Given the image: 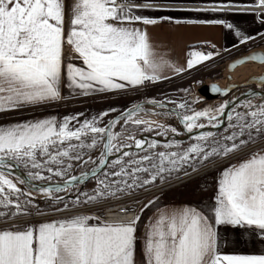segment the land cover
Here are the masks:
<instances>
[{
	"label": "snow or ice",
	"instance_id": "1",
	"mask_svg": "<svg viewBox=\"0 0 264 264\" xmlns=\"http://www.w3.org/2000/svg\"><path fill=\"white\" fill-rule=\"evenodd\" d=\"M141 10H236L264 17V0H253L241 8L227 0L203 7H175L159 0H0V114L58 102L64 98L62 84L81 96L138 91L168 79L166 70L180 75L219 55L191 51L186 67L165 59L155 50L147 28L140 25L155 26L173 17H150L139 14ZM186 22L234 28L223 19ZM235 35L240 44L254 39L240 31ZM65 48L70 51L66 53ZM248 60L264 64V53L250 54L231 66ZM255 79L259 91L249 95L258 102L243 101L242 112L233 107L226 113L232 101L197 110L193 105L198 97L179 102L152 98L121 110L110 107L83 121L80 113L0 125V219L10 222L0 228V264H264V251L224 254L221 235L222 229L232 232L236 243H242L241 237L252 230L253 241L258 236L264 242V150L252 152L221 173L211 216L190 206L159 209L142 235L137 228L140 214L109 221L77 212L51 221L16 223L21 218L47 215L34 203L33 192L21 185L37 189L55 205L62 204L56 212L67 211L69 203L55 193L67 192L90 178L96 179L94 194L76 195L70 200L73 209L144 188L158 179L164 182L193 161L227 157L264 138V74ZM230 90L211 86L216 93ZM181 91L187 94L190 88ZM145 104L165 110L155 115L175 116L190 135L188 147L182 148L181 141L170 138L181 134L176 127L142 118L141 113L152 111ZM111 113L116 115L105 122ZM225 115L226 131H230L222 137L223 143L212 131L191 135L209 126L220 128ZM117 126L167 139L162 143L129 133L122 140L123 132L115 131ZM98 148L99 157L94 160L90 153ZM88 164L95 166L78 176L70 174L74 166ZM20 168L26 178L13 175ZM53 177L59 180L46 186L34 183ZM152 203L144 205L140 213Z\"/></svg>",
	"mask_w": 264,
	"mask_h": 264
},
{
	"label": "crops",
	"instance_id": "2",
	"mask_svg": "<svg viewBox=\"0 0 264 264\" xmlns=\"http://www.w3.org/2000/svg\"><path fill=\"white\" fill-rule=\"evenodd\" d=\"M159 2L174 5L175 7H203L211 6L212 3H221L224 2V0H159ZM227 2L231 3L235 8H241L246 5H251L253 0H227ZM139 14L150 17H173L172 20L162 21L160 24L155 26L140 25V27L147 28L151 37V42L155 46V50L158 53L163 55L165 59H168L181 67H186L188 53L194 51L195 46L197 45L208 44L212 47L215 45V49L213 51L221 54L231 50L235 51L241 46L252 44L264 38V35H261L264 34V23L261 22L264 20V17L252 11L234 10L231 12L221 13H196L189 11L141 10ZM213 19H223L228 23L233 24L234 28L229 30L219 25L199 23L190 24L186 22L188 20L199 21ZM176 20H180L181 22L176 23ZM236 31H240L244 35L254 37V39L249 40L246 44H240V37L235 35ZM69 51L70 49L65 48L66 53ZM202 51L208 52L210 50ZM183 74L184 73L175 75L170 70H166L165 75L169 78L161 80L156 84L160 85L170 82ZM143 89L144 88L139 89L138 91H129L124 94L93 93L89 96H81L72 92L62 84L61 94L62 97H64L62 100L51 103L47 106L25 108L22 111H10L0 114V125H6L23 120L40 119L49 116H55L57 119H62L64 116H71L80 113L83 114L82 116H79L80 121H83L84 119H91L93 116H97L99 113L110 107H115L118 110L126 108L131 99H133L136 94L141 92ZM113 114L114 113H111L110 116ZM73 123L75 124V122ZM262 139L264 138H257L255 142ZM189 142L191 143L192 140ZM249 144L251 145L253 143ZM249 144L247 146H249ZM260 150H264V145L237 155L224 163H219L209 167L208 169L192 176L188 180L180 182L154 196L145 199L135 212V215H141V220L137 225L138 234L142 235L144 233L145 226L148 224L150 218H152L159 209H177L184 206H190L203 210L205 214L211 216L212 213L210 209L215 204V196L218 191V182L221 173L229 166L247 158L252 152ZM214 160H216V157L210 158L208 161H204L203 163H200V161H193L189 170H194L198 168L200 164L206 165ZM100 176L103 178V170L100 173ZM88 181L82 183L78 187V194L82 191H92L96 189V179L90 178ZM131 191L120 193L117 196L131 193ZM92 194H94L93 191L90 195ZM149 201H154V203L149 205L147 208H144L143 212L140 213V209L144 205L148 204ZM56 219H42L31 223ZM251 231L252 230L246 231V234L241 237V240L244 242L236 243V235L222 229L221 235L224 237V241L222 242V252L224 254H260L264 251V242H262L258 236L255 241H253Z\"/></svg>",
	"mask_w": 264,
	"mask_h": 264
},
{
	"label": "rangeland",
	"instance_id": "3",
	"mask_svg": "<svg viewBox=\"0 0 264 264\" xmlns=\"http://www.w3.org/2000/svg\"><path fill=\"white\" fill-rule=\"evenodd\" d=\"M255 47H260L262 49V51L264 52V38H262L261 40H259L257 42H254L252 44H246L244 46H241L240 48L236 49L235 51L231 50L228 52H223V53L219 54L218 56H215L212 60L204 62L202 65L197 66L195 69L187 71L186 73H184L182 76H179L175 80H172L170 82L160 84V85H157V84L156 85L155 84L150 85V86L144 88L141 92L137 93L136 96L133 99H131L128 106H130V104L133 102H143L146 99H152V98H155L157 100H164L165 98H167V100H175V101L179 102V101H183V100L191 101L193 98L198 97L199 102H197L193 105V107L195 109L200 110V109H203L205 107L216 108L220 104H222L226 101L227 96L224 98L217 97L215 99L206 100L201 95H199L197 93V90H196L197 87L203 83H209L212 81L218 82L223 78V76L225 79V75L227 74V72L225 71L226 61L234 55L245 52L246 50L245 51L242 50L244 48H248L250 50V49L255 48ZM238 50H240L241 52H237ZM235 52H237V53L234 54ZM257 65H260V64H256L253 62V65L251 67H254ZM228 74L231 76V73H228ZM247 86H248L247 88H255V86L252 84L247 85ZM184 88H190V92L187 94L182 92L181 89H184ZM248 99H252L253 102H258L257 97L250 96V95H244L242 97V99H240V101H238V103L235 104L234 107L236 108V110L241 111V112L244 111L243 107H241V103L243 101L248 100ZM144 107L146 109H151L152 111L141 113L142 118L150 119V120H157V121L164 123L166 125L176 127L178 129V132L181 134L174 136V137H170V138L181 141L182 148L188 147V145L190 144L189 141H191L190 135L187 134L184 131L183 127L178 124L179 120L175 116L167 117L164 115H155L153 113L163 112L165 110L155 108L154 106H152L150 104H145ZM172 107H173V105L168 104V108H172ZM115 115H116V113L109 116L107 119H111ZM107 119H105V122L107 121ZM202 122L206 123V121H202ZM227 125H228V122L226 120L224 125L217 132H215V134H216L215 138L218 140H221L222 143L224 142L222 140V137L229 134V131H230V130L226 131ZM211 129H213V128L209 126V127L204 128V129H201V130H211ZM115 131H118V132L122 131L123 132V135L121 136L122 140L125 139V137L129 133H134L137 136V138H146V139L156 138V139L161 140L162 143L167 139L165 137H156L155 133H141L137 129H134L130 126H125L123 128V130L120 128V126H117ZM192 136H194V135H192ZM159 150H164V149L161 148ZM99 153H100V149L98 148L96 150H93L90 153V155L93 157L94 160H97L99 157ZM230 155H232V154H230ZM227 157H223V156L216 157V160H214L211 163L218 162V161H220L224 158H227ZM112 158H114V157H112ZM112 158H110V159H112ZM228 160H230V159H227L224 162H226ZM197 161H199V160H197ZM224 162H222V163H224ZM208 164H210V163H208ZM208 164H206V165H208ZM201 165H203V166H201ZM206 165L200 164V166H198V168H196L194 170H189L190 169L189 167H191V166H185L184 169H182L181 171H179L177 173H174L171 177L167 178L164 182L171 180V179H174L175 177L184 175L185 172L190 173V172H193L195 170L201 169L202 167H205ZM94 166L95 165H93V164L74 166L73 169L71 170L70 174L71 175H80L81 172L87 171L91 167H94ZM20 171L25 175L24 169L20 168ZM13 175H17V174H15V172H14ZM58 180H59V178L53 177L52 181H48V182L36 181V182L45 183V184H52V183L57 182ZM160 183H163V182H161L158 179L154 184L148 185L146 187H150V186L157 185ZM80 185L81 184H77L75 187H70L67 192H61V193H58L57 195L63 196L65 198L64 202L69 203V207H72L70 200L74 201L76 195H78V187ZM21 187L25 188L26 191L31 190L33 192L34 203L38 204L39 207L43 211L54 210L56 207H63L62 204L61 205L53 204V202L51 200H49L48 198L44 197L42 193H40L39 191H37L35 189H29L27 185H21ZM146 187H144V188H146ZM140 189H143V188H136L135 190H140ZM135 190H132V191L134 192ZM92 191L94 193V190H92ZM92 191L86 190V191L80 192L79 194L88 193L90 195L92 193ZM84 199H85V197L83 195H81V200H84ZM46 200H47V203H44ZM0 220H4V219H0Z\"/></svg>",
	"mask_w": 264,
	"mask_h": 264
},
{
	"label": "built area",
	"instance_id": "4",
	"mask_svg": "<svg viewBox=\"0 0 264 264\" xmlns=\"http://www.w3.org/2000/svg\"><path fill=\"white\" fill-rule=\"evenodd\" d=\"M196 51H202V50H210L213 51V47L208 44H201L195 46ZM264 145V139L255 142L247 147H244L243 149L239 150L236 153H233L232 155L228 156L227 158H224L218 162L210 163L206 165L205 167H202L201 169L195 170L193 172L187 173V175H182L180 177L168 180L166 182L153 185L150 187H146L140 190H136L131 193L123 194L120 196H117L115 198H109L106 200L99 201L97 203H91L87 205H80L77 208L73 209L72 207H69V210L67 211H61L56 212L54 210H47L44 211L47 213V215L43 216H31L26 218H21L20 220H17V225L23 224V223H31L34 221L42 220V219H56V218H63L66 216H70L74 213H82L87 215H98L101 216L102 219L105 220H127L129 218H132L135 215V212L139 205L147 198L154 196L180 182L186 181L192 176L208 169L209 167H212L214 165H217L219 163L224 162L227 159H231L233 157H236L237 155H240L242 153H245L249 150H252L254 148H257L259 146ZM9 221L6 220H0V227H6L9 226Z\"/></svg>",
	"mask_w": 264,
	"mask_h": 264
},
{
	"label": "water",
	"instance_id": "5",
	"mask_svg": "<svg viewBox=\"0 0 264 264\" xmlns=\"http://www.w3.org/2000/svg\"><path fill=\"white\" fill-rule=\"evenodd\" d=\"M257 53H264L262 51V49L260 47H255L253 49H250L248 51H245L243 53H240V54H237V55H234L232 57H230L227 61H226V64H225V71L227 73H230L237 65H240V64H236L235 67H232L231 65H233L237 60H240L250 54H257ZM249 62H254L256 64H259L260 62L259 61H251V60H248ZM248 61H245V62H248ZM261 74H264V70L257 74V75H251L249 76L248 78H246V80H244L243 82L239 83V84H233V83H230V76L229 74H226L225 75V84L222 87L218 86V84L215 82V81H212V82H209V83H203L201 85H199L197 87V93L199 95H201L204 99L206 100H211V99H215L217 97H220V98H224L227 96V99L226 101H232L233 103L229 105V107L226 109V113L228 111H231V109L235 106L236 103H238V101H240V99H242V97L244 95H249V92L252 91V90H256V91H259V88H260V84L258 82L257 79H255V77H258L259 75ZM215 84L217 85L219 88H221L222 90L223 89H231L227 94H224L223 92L221 93H216V92H213L211 91V86ZM254 85L255 88H247L245 87L246 85ZM234 86V87H233ZM113 118V117H112ZM221 119L224 121V123L226 122V115L224 117H221ZM224 123L220 126V128L224 125ZM178 124L180 126H182L180 124V122L178 121ZM220 128H213L211 130H195L194 133L192 135H196L198 134L199 131H212V132H217ZM92 168V167H91ZM90 168V169H91ZM15 174L17 175H22L23 178H26V176L20 171V169H16L15 171ZM78 176V175H77ZM36 183L37 185H40V186H46L45 183H39V182H34ZM82 184V183H80ZM37 190V189H35ZM38 191V190H37ZM58 193H55V195H57Z\"/></svg>",
	"mask_w": 264,
	"mask_h": 264
},
{
	"label": "bare ground",
	"instance_id": "6",
	"mask_svg": "<svg viewBox=\"0 0 264 264\" xmlns=\"http://www.w3.org/2000/svg\"><path fill=\"white\" fill-rule=\"evenodd\" d=\"M260 65L251 67L253 65V62H245L243 64L237 65L230 73L231 76L235 79H233L230 75V83L233 84H239L246 80L251 75H257L261 73L264 70V64L259 63ZM228 74V73H227ZM218 86L222 87L225 84L224 76L223 78L216 82Z\"/></svg>",
	"mask_w": 264,
	"mask_h": 264
},
{
	"label": "flooded vegetation",
	"instance_id": "7",
	"mask_svg": "<svg viewBox=\"0 0 264 264\" xmlns=\"http://www.w3.org/2000/svg\"><path fill=\"white\" fill-rule=\"evenodd\" d=\"M253 49V48H252ZM243 51H248L249 49L248 48H244V49H242ZM237 52H241L240 50H238ZM237 52H235L234 54H236ZM232 56V55H231ZM245 87H248L247 85L245 86Z\"/></svg>",
	"mask_w": 264,
	"mask_h": 264
},
{
	"label": "trees",
	"instance_id": "8",
	"mask_svg": "<svg viewBox=\"0 0 264 264\" xmlns=\"http://www.w3.org/2000/svg\"><path fill=\"white\" fill-rule=\"evenodd\" d=\"M91 181V180H90ZM89 182V181H88ZM44 203H47V200L44 202Z\"/></svg>",
	"mask_w": 264,
	"mask_h": 264
}]
</instances>
